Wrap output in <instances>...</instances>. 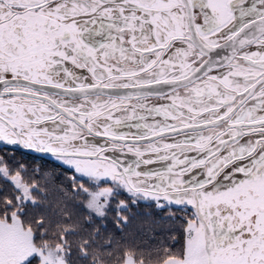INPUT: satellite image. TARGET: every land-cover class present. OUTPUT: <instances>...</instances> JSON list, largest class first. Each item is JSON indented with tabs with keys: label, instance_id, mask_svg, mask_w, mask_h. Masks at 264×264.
Segmentation results:
<instances>
[{
	"label": "snow or ice",
	"instance_id": "snow-or-ice-1",
	"mask_svg": "<svg viewBox=\"0 0 264 264\" xmlns=\"http://www.w3.org/2000/svg\"><path fill=\"white\" fill-rule=\"evenodd\" d=\"M0 142L72 176L0 155V264H103L122 191L185 213L162 264H264V0H0Z\"/></svg>",
	"mask_w": 264,
	"mask_h": 264
},
{
	"label": "trees",
	"instance_id": "trees-1",
	"mask_svg": "<svg viewBox=\"0 0 264 264\" xmlns=\"http://www.w3.org/2000/svg\"><path fill=\"white\" fill-rule=\"evenodd\" d=\"M0 155L7 158L9 164L15 168L17 165L23 164L27 166L29 173L34 168H39L44 172L55 174L61 182L69 184L71 178L62 167L54 165L36 155H29L25 151L0 148ZM0 186L5 187L4 182L0 180ZM54 199L56 193L51 194ZM117 201L125 200L128 205V211L124 213L127 217V223L122 229H119L115 224L116 220V204H112V211L109 212L104 219V223L101 224L100 219L93 221V226L100 227L104 236L111 235L113 238V245L111 252H104L103 254L97 252L96 257H102L103 264H118V258L120 253L124 249L135 248L142 251H137L138 256H144L145 264H162L163 258L167 256V246H170L173 241L170 232L180 233L182 232L181 220L177 218H183V213H175L161 210L155 205L146 202H138L136 204L131 203V199L125 193L121 192ZM80 203V201H77ZM80 214L81 220L86 219L83 208L77 209ZM73 240L77 238L73 237ZM179 245H177V248ZM73 264H95L94 259H80L79 253L73 250ZM149 255L151 259H147Z\"/></svg>",
	"mask_w": 264,
	"mask_h": 264
},
{
	"label": "flooded vegetation",
	"instance_id": "flooded-vegetation-1",
	"mask_svg": "<svg viewBox=\"0 0 264 264\" xmlns=\"http://www.w3.org/2000/svg\"><path fill=\"white\" fill-rule=\"evenodd\" d=\"M0 148H5V149H8V150H10V149H13V150H22V151H25L26 153H28L29 155H36V156H39V157H42V158H46V160L47 161H49L50 163H52V164H54V165H57V166H59V167H62L63 169H64V171H65V166H63L62 164H60L57 160H56V158L55 157H53V156H51V154H46V153H37V152H35V151H33V150H30V149H26V148H24L22 145L21 146H17V145H7V144H5V143H3V142H0ZM161 165L160 164H156V165H151V166H149V167H160ZM65 172H67V171H65ZM68 174H69V176H70V178H71V180H72V176L70 175V173L69 172H67ZM123 193H125L127 196H129V194L126 192V191H122ZM130 198V197H129ZM140 202H146V203H151V204H153V205H155V203L152 201V200H150V199H142V200H140ZM156 206V205H155ZM157 207V206H156ZM177 213H183V212H177ZM184 215V217L183 218H185V213H183ZM34 264H37V262L36 261H34Z\"/></svg>",
	"mask_w": 264,
	"mask_h": 264
}]
</instances>
